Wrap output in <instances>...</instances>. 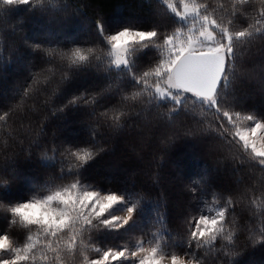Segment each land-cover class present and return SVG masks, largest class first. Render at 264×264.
<instances>
[{
    "label": "trees",
    "instance_id": "trees-1",
    "mask_svg": "<svg viewBox=\"0 0 264 264\" xmlns=\"http://www.w3.org/2000/svg\"><path fill=\"white\" fill-rule=\"evenodd\" d=\"M200 2L208 3L209 11L215 9V15L225 20L237 13L235 29L255 24L258 12L264 9L260 0ZM49 9L39 11L35 0L19 6H7L0 0V179L11 180L7 187L0 188V200L10 205L27 201L38 195L47 181L75 175L92 189L123 195L125 202L115 211L144 198L133 220L118 230L101 229L90 247L128 245L142 238L141 234L149 238L150 233L164 230L179 239L186 235L188 218L214 215L220 205L227 207L231 200L236 211L229 212L231 223L225 225L224 235L232 239L218 238L213 250L206 253V264H264V168L253 161L236 167L218 162L222 153L240 160L245 154L217 135L213 113H205L189 102L197 119L182 110L171 118L164 117L165 108L124 99L130 93L122 91L123 86L133 83L126 72L122 78L81 67L71 75L66 60H49L29 46L45 43L64 52L76 46L94 47L97 55H106L107 49L93 44L103 43L94 23L99 16L103 17L104 32L113 34L130 25L144 30L164 29L176 22L174 14L162 0H50ZM154 56V48L142 49L134 57L137 70ZM237 56L249 77L260 80L264 73V36L257 34L253 42L238 50ZM66 75L71 76L65 83L62 77ZM81 93H85L87 106L80 101L81 105L65 107ZM231 95L228 93L229 102ZM236 102L264 116V93L259 87L240 89ZM61 108L64 110L59 111ZM188 130L195 135L184 136ZM101 144L104 151L63 177L59 162L42 160L43 155L52 154L53 147L72 145L75 150ZM75 163L68 157L66 167ZM201 178L204 187L195 194L190 192ZM53 187L48 183L47 188ZM158 212L163 213V223L157 219ZM10 220L11 213L0 210V232L8 230ZM12 234L16 240L23 239L22 232L13 230ZM174 246L183 250L179 240ZM96 255L83 252L79 258L65 259L64 264H86L85 256Z\"/></svg>",
    "mask_w": 264,
    "mask_h": 264
},
{
    "label": "snow or ice",
    "instance_id": "snow-or-ice-1",
    "mask_svg": "<svg viewBox=\"0 0 264 264\" xmlns=\"http://www.w3.org/2000/svg\"><path fill=\"white\" fill-rule=\"evenodd\" d=\"M162 2L177 18L164 29L152 27L144 30L130 25L114 34H106L103 17L96 18L94 23L103 43L97 41L93 44L107 49L106 55H97L94 47L76 46L64 52L45 43L29 46L49 60L56 57L66 60L71 75L81 67L115 73L122 78L126 72L133 83L123 86L122 91L130 93L124 99L146 102L157 109L165 108L164 117L171 118L182 110L197 119L188 103L198 105L205 113L211 112L217 118V135L229 146L240 147L245 154L244 160H240L222 153L218 162H230L236 167L245 161H253L264 168V116H258L254 110L236 102L238 92L244 87H259L264 93V73L260 80L254 81L238 64L237 56L238 50L253 42L257 34L264 36V9L258 12L259 19L255 24L235 29L238 15L235 12L232 13L233 19L225 20L215 15V9L209 11L210 5L200 0ZM260 2L264 4V0ZM2 3L7 6L30 5L32 0H2ZM49 4L50 0H35L41 12L50 11ZM149 47L155 49L153 60L137 70L134 57ZM70 76L66 75L62 80L66 83ZM228 93L232 94L231 102ZM80 101L87 106L85 93L73 96L65 107L81 105ZM183 135L192 137L195 133L188 130ZM104 150L102 144L99 147H76L75 150L72 145L62 149L53 147L50 149L52 154L43 155L42 160L59 162L63 177L80 169ZM68 157L76 162L71 167H66ZM203 179L195 183L199 188L194 185L189 191L195 194L203 188ZM57 180L55 177L47 181L39 194L27 201L10 205L0 200V210L11 213L8 230L0 232V264H33L36 261L64 264L65 259L79 258L83 252L89 251L97 255L96 258L85 256L86 264H123L124 261L129 264H206V253L213 250L218 238L232 239L231 235H224L225 225L231 223L228 214L236 211L232 201L228 200V206L220 205L214 215L199 214L188 218L186 235L179 239L170 230H164L150 233L149 238H143L141 234L142 238L133 239L128 245L90 247L93 241H97L95 234L101 229L118 230L133 220L144 198L134 199L122 215L106 216L115 205L125 202L123 195L101 193L83 185L78 175L70 176L67 183L61 178L57 185ZM10 183L11 180L0 179V188ZM48 183L54 187L47 188ZM157 219L163 223V213L158 212ZM13 230L22 232L23 239L16 240ZM85 240L89 241L88 245L84 244ZM177 240L182 242L183 250L174 246Z\"/></svg>",
    "mask_w": 264,
    "mask_h": 264
},
{
    "label": "rangeland",
    "instance_id": "rangeland-1",
    "mask_svg": "<svg viewBox=\"0 0 264 264\" xmlns=\"http://www.w3.org/2000/svg\"><path fill=\"white\" fill-rule=\"evenodd\" d=\"M174 2H178V0H175ZM113 34H114V33H113ZM101 193H102V192H101ZM119 206H120V204L115 205V206L110 210V212L113 211V213H111L110 215H122V214L125 212L126 209H123V210H120V211H115L116 209H114V208L119 207Z\"/></svg>",
    "mask_w": 264,
    "mask_h": 264
}]
</instances>
